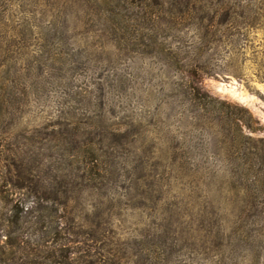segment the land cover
<instances>
[{
  "label": "rangeland",
  "instance_id": "374dc122",
  "mask_svg": "<svg viewBox=\"0 0 264 264\" xmlns=\"http://www.w3.org/2000/svg\"><path fill=\"white\" fill-rule=\"evenodd\" d=\"M10 1V24L18 26L23 18L30 23L23 24V40L0 44V50L12 53L0 67L5 71L0 75V153L29 164L35 156L31 153L37 151L30 138H36L39 130L48 133L49 125L63 123L67 140L71 128L65 123L71 116L82 118L92 123L96 138L112 142L109 152L120 178L104 198L83 195L77 211L100 220L119 238V250L130 256L121 264H137L135 253L141 250L150 260L165 264L170 236L178 251L182 248L172 264H264V216L250 211L247 246L233 239L241 207L264 206V189L239 179L242 167L236 155L243 148L222 143L225 135L220 127L201 117L204 110L185 93L179 66L187 60L186 48L196 40L192 28L161 23L155 27L159 43L152 50L138 43L143 32L152 34L150 22L122 27L124 36L133 39L129 43L114 40L93 23L84 25L83 14L68 4L62 8L66 15L60 13L54 24L60 38L49 45L39 39L45 27L39 16L32 19L19 10V4L30 5L31 0ZM253 6L252 26L239 27L233 37L218 36L216 46L204 53L206 74L199 87L235 105L232 111L251 123V130L243 131L251 142H258L264 141V0H255ZM207 111L213 116L218 107L209 105ZM109 127L120 136L107 135ZM65 140L40 151L61 153L68 147ZM53 160L44 159L40 170ZM154 167L166 173L160 186L151 191L144 186L147 181L138 182L136 191L137 177L152 173ZM2 173L7 175L0 169ZM20 178L9 168L6 182L0 177V189L12 191ZM8 205L0 200V220ZM3 233L0 227V241L6 239Z\"/></svg>",
  "mask_w": 264,
  "mask_h": 264
},
{
  "label": "trees",
  "instance_id": "16d2710c",
  "mask_svg": "<svg viewBox=\"0 0 264 264\" xmlns=\"http://www.w3.org/2000/svg\"><path fill=\"white\" fill-rule=\"evenodd\" d=\"M31 1L30 5L25 2L19 4V10L22 15L30 16L32 19L39 16L38 21L45 25L44 33L39 39L49 45L60 38L57 37L54 24L60 13L66 15V10L62 8L68 4L69 7L75 6L76 14H83L81 22L84 25L93 23L97 31L111 33L114 40L118 37L121 41L129 43L133 39L129 40L124 36L122 27L136 26L140 20L150 22L151 28L154 27L152 30L150 28L152 34L140 32L142 34L138 43L143 46L149 45L152 50L156 49L159 43L156 34L153 33L155 27L161 23H167L171 27L182 24L188 30L192 28L193 38L196 40L191 42L189 49L186 48L187 60L179 66L185 82V93L190 102L196 103L204 110L205 113L201 117L214 120L220 127L225 135V141L222 143L233 148L239 146L243 148L241 154L236 155L241 160L237 165L242 167L238 173L239 179L243 178L245 184L264 189V141L251 142V138L243 131L244 128L250 131L251 123L244 122L235 111H232L236 109L235 105L220 101L199 87L200 80L206 74L204 69L207 62L202 61L204 53L210 50L211 46H216L215 43L220 41L218 36L226 34L227 37H233L238 33L236 31L239 27L252 26L251 15L256 11L253 6L255 0ZM11 8L10 0H0V44L18 43L23 40L26 34L22 27L24 25L28 27L30 23L23 18L21 24L12 26L8 13ZM132 43L137 41L134 40ZM15 54L21 56V53ZM171 54L177 56L175 52ZM9 57H12V53L0 50L2 59L0 67ZM50 59L51 54H48L47 60ZM49 68L53 69L54 65H50ZM4 72L0 70V75ZM2 89L3 85L0 84V90ZM209 105L218 107L213 116L207 111ZM62 125L64 124L59 122L51 124L48 126L50 127L48 133L39 130L36 138H30L37 151L35 153L29 151L35 155L30 157L29 164L24 163V160L15 161L0 153V169L5 170L7 174L2 173L0 176L2 181L6 182L4 178L8 176L11 167L14 173L21 177V182L14 184L15 188L12 191L0 189V200L3 198L9 204L0 220V227L4 232L2 236L6 237L5 241H0V264H121L130 258L128 252L119 250L122 247L119 238L111 234V229L102 227L100 220L91 219L88 215L82 216L77 211L83 195L99 194L104 198L117 185L120 173L116 169L112 152H109L113 147L112 142L104 141L102 137L96 138L97 135L92 133V123L75 116H71L65 123V126L71 128L67 131L69 138L65 140ZM108 129L107 135L113 138L120 136L118 130L110 127ZM60 140L68 142V147L64 148L63 152L47 155L40 151L58 147ZM117 146L121 145L116 144L115 147ZM64 152H67V159L64 158ZM51 157L54 160L46 164V171L40 170L41 165H45L44 159ZM23 170L24 174L21 173ZM164 174H166L164 169L159 170L156 167L152 173L139 175L134 182L135 190L140 188L138 182L146 181L144 186L151 191L156 190ZM167 177H171L170 173ZM252 209L255 210L256 216H264V206L257 208L246 203L240 209L239 222L233 231V239L244 246L251 241L246 230V220ZM168 238L170 240L166 242L168 256L165 264H172L175 263L176 254L181 247L178 251L173 242L175 238L173 236ZM135 255L137 264H161L150 260V256L143 255L142 250ZM131 256L134 257V254Z\"/></svg>",
  "mask_w": 264,
  "mask_h": 264
}]
</instances>
